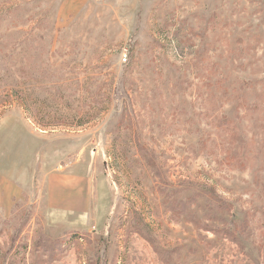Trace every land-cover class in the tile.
<instances>
[{
	"label": "rangeland",
	"instance_id": "rangeland-1",
	"mask_svg": "<svg viewBox=\"0 0 264 264\" xmlns=\"http://www.w3.org/2000/svg\"><path fill=\"white\" fill-rule=\"evenodd\" d=\"M0 264H264V0H0Z\"/></svg>",
	"mask_w": 264,
	"mask_h": 264
}]
</instances>
